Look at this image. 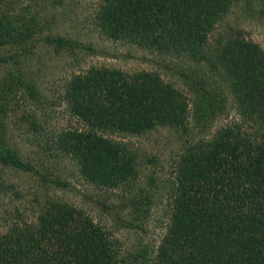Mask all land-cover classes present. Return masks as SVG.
<instances>
[{
	"label": "trees",
	"instance_id": "16d2710c",
	"mask_svg": "<svg viewBox=\"0 0 264 264\" xmlns=\"http://www.w3.org/2000/svg\"><path fill=\"white\" fill-rule=\"evenodd\" d=\"M67 1L0 0V201L18 194L2 170L68 188L25 161L11 142L15 123L40 128L34 114L46 97L29 69L37 53L95 54L53 32L59 23L51 12ZM239 1L100 0L93 24L102 36L202 65L206 73L179 75L188 94L154 72L108 68L73 75L64 89L62 99L83 128L64 130L57 144L84 181L106 191L130 188L143 166L128 143L112 136L167 129L189 138L191 116L203 127L226 110L223 85L233 100L236 119L211 139L189 142L179 156L169 224L151 264H264V50L240 31L219 32ZM246 2L264 7V0ZM34 200V222L0 232V264H122L116 241L84 211L61 200ZM126 202L134 220L150 206L142 191Z\"/></svg>",
	"mask_w": 264,
	"mask_h": 264
},
{
	"label": "rangeland",
	"instance_id": "374dc122",
	"mask_svg": "<svg viewBox=\"0 0 264 264\" xmlns=\"http://www.w3.org/2000/svg\"><path fill=\"white\" fill-rule=\"evenodd\" d=\"M240 0L233 7L219 32L240 31L245 39L258 44L264 50V7L261 3H247ZM100 0H69L64 9L52 10L58 20L53 32L70 36L85 46L92 47L93 53H55L46 50L37 53L29 63V69L36 77L40 91L46 97L45 105L34 107L26 102L29 111H35L38 131L26 124L12 128L11 142L21 157L35 165V168L49 179L67 183L66 190L46 188L31 175L11 170H2L4 179L16 189L0 201V232L11 223L34 222L37 204L34 198L61 200L84 211L93 222L106 230L116 241L122 264H151L166 233L171 216V188L176 177V163L189 142L211 139L217 129L236 119V109L226 87V110L203 127H197L194 117L189 118L191 136L182 138L176 132L159 129L146 136H118L115 140L128 143L130 149L141 156L143 166L130 188L106 191L96 188L82 179L75 162L64 154L58 144V136L64 130L82 129L83 125L74 118L62 96L73 75L90 68H108L128 74L154 72L164 82L188 94L181 82L182 72L198 71L204 67L165 59L144 51L136 46L110 41L94 26V14ZM206 73V72H205ZM217 83V78L207 74ZM140 191L147 195L150 206L140 220H134L125 207L126 197H134ZM132 193V194H130ZM130 194V195H129ZM110 208V210L108 209ZM123 218L124 222L118 220Z\"/></svg>",
	"mask_w": 264,
	"mask_h": 264
}]
</instances>
